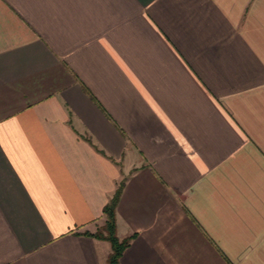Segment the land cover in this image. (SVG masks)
<instances>
[{"label": "crops", "instance_id": "1", "mask_svg": "<svg viewBox=\"0 0 264 264\" xmlns=\"http://www.w3.org/2000/svg\"><path fill=\"white\" fill-rule=\"evenodd\" d=\"M121 177L120 264H264V0H0V264H104Z\"/></svg>", "mask_w": 264, "mask_h": 264}, {"label": "trees", "instance_id": "2", "mask_svg": "<svg viewBox=\"0 0 264 264\" xmlns=\"http://www.w3.org/2000/svg\"><path fill=\"white\" fill-rule=\"evenodd\" d=\"M83 138L86 139L89 144H92L95 149L100 151V153L103 152L91 142V139L87 137V135H83ZM123 182V177L117 180L115 188L112 190L107 201L101 208L100 222L93 229V231H90L88 229H83L80 232L74 231L79 234H87L90 235L92 238L94 237L97 239H103V241L108 242L107 244L109 245V250L106 254L104 264H120L119 255L121 254L123 249L128 245L131 238L135 234L134 232H131V234L129 235L126 234L123 236H117L116 234L115 207L121 188L123 186Z\"/></svg>", "mask_w": 264, "mask_h": 264}, {"label": "rangeland", "instance_id": "3", "mask_svg": "<svg viewBox=\"0 0 264 264\" xmlns=\"http://www.w3.org/2000/svg\"><path fill=\"white\" fill-rule=\"evenodd\" d=\"M96 226H97V225H96ZM96 226H95V227H96Z\"/></svg>", "mask_w": 264, "mask_h": 264}]
</instances>
